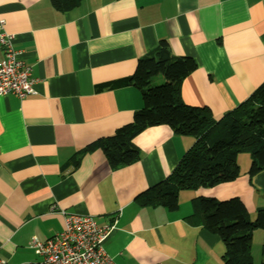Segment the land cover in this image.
<instances>
[{"label": "crops", "instance_id": "0c3cea01", "mask_svg": "<svg viewBox=\"0 0 264 264\" xmlns=\"http://www.w3.org/2000/svg\"><path fill=\"white\" fill-rule=\"evenodd\" d=\"M0 18L36 80L22 100L0 96V264H38L30 241L59 233L60 211L109 227L101 247L112 264H222L220 239L186 218L196 197H237L249 220L264 208V171L249 179V156L234 181L180 191L167 211L134 199L170 175L191 137L148 128L132 141L139 160L117 169L99 150L79 154L142 106L132 87H97L130 76L161 40L197 65L179 86L184 105L219 119L245 102L264 82V0H82L68 11L0 0Z\"/></svg>", "mask_w": 264, "mask_h": 264}, {"label": "trees", "instance_id": "16d2710c", "mask_svg": "<svg viewBox=\"0 0 264 264\" xmlns=\"http://www.w3.org/2000/svg\"><path fill=\"white\" fill-rule=\"evenodd\" d=\"M82 0H49L58 11H68ZM197 65L192 58L174 57L167 41L161 40L138 58L134 72L125 78L106 82L98 90L132 87L140 95L142 106L132 115L131 122L84 147L79 157L99 150L111 169L128 166L140 158L132 145L133 139L148 128L166 126L173 134L191 137L194 142L174 170L162 182L138 194L139 207H162L174 211L178 193L184 190L211 188L234 181L239 176L237 157L249 152V179L264 171V82L245 102L219 119L209 109L184 105L179 97L182 80ZM161 75L163 82L153 85ZM79 159L75 161L78 165ZM192 214L186 218L199 223L223 244L222 264H253L252 233L264 231V208L258 209L250 221L241 200L232 197L218 201L196 197L191 200ZM260 264H264V242Z\"/></svg>", "mask_w": 264, "mask_h": 264}, {"label": "built area", "instance_id": "2783aa9c", "mask_svg": "<svg viewBox=\"0 0 264 264\" xmlns=\"http://www.w3.org/2000/svg\"><path fill=\"white\" fill-rule=\"evenodd\" d=\"M5 21L0 18V96L12 94L19 100L33 94L36 80L31 68L19 59L13 47L14 37L5 31ZM63 228L54 237L39 242L30 241V248L40 258L38 264H112L101 244L109 227H98L92 217L78 216L60 211ZM33 264V263H28Z\"/></svg>", "mask_w": 264, "mask_h": 264}, {"label": "rangeland", "instance_id": "374dc122", "mask_svg": "<svg viewBox=\"0 0 264 264\" xmlns=\"http://www.w3.org/2000/svg\"><path fill=\"white\" fill-rule=\"evenodd\" d=\"M163 82V78H162V76L161 75H159V76H157V77H155L154 79H153V82H152V84L153 85H159V84H161ZM249 156L250 157V155H249V152H246V153H240V155H239V157H238V163L240 164L241 162H242V159H240V158H242L243 156ZM246 157V158H247ZM237 163V164H238ZM211 188H213V187H211ZM211 188H206V189H211ZM185 193V192H184ZM188 193V192H187ZM189 194V193H188ZM218 200V199H217ZM218 201H222V200H218ZM248 212V211H247ZM255 219V216L254 217H252L251 219H250V221H253ZM256 231V232H255ZM253 232H255V233H253V238H252V244H251V248H252V253L251 254H253V256H254V263H256V264H258V263H260L261 261H262V257H261V245H262V243H263V241H264V231H262V230H254Z\"/></svg>", "mask_w": 264, "mask_h": 264}]
</instances>
